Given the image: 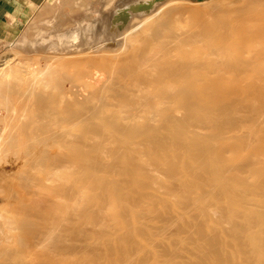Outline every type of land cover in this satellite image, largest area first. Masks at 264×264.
Returning <instances> with one entry per match:
<instances>
[{
	"label": "bare ground",
	"instance_id": "6f19581e",
	"mask_svg": "<svg viewBox=\"0 0 264 264\" xmlns=\"http://www.w3.org/2000/svg\"><path fill=\"white\" fill-rule=\"evenodd\" d=\"M121 1L119 3L122 5L118 3L112 11L109 9L106 15L96 20L79 23L78 28L61 29L62 23L53 21V24L59 27L57 30L39 31L34 37L24 40L25 46L23 44L24 48L21 49L22 59L15 60L14 57L7 68L1 69L0 109L4 115L0 117V124L3 127L0 131V160L10 145L20 148L25 142H31L30 147L41 146L40 151L35 149L40 152L38 154L25 146L28 151L32 150V153L27 151L25 156L32 158L27 157L24 163L27 167L25 165L23 167L27 169L32 166L39 174L35 171L33 176L30 172V176L39 178L44 175L43 180L48 183L42 179H37L42 181L40 183L36 179L33 182L32 177H29L31 182L36 183L34 193L31 194L32 191H29L33 201L31 202V197L28 196L27 199H30L28 203L24 199L25 203L14 206L15 221L10 220L12 216L5 217L9 213L4 216L2 211L0 212V232L4 230L14 232L16 237L18 236V240L14 237L16 242L21 245L16 249L8 245L0 246V264H264V98H260L259 106L253 109L246 119L239 117L238 110L242 108L239 109L235 101L230 103L228 100L229 103H224L221 98L236 90L237 87L234 85L241 80H253V84L254 81L264 80V47H261L262 50L258 53L254 49L255 45L261 43L263 45L264 27H261L264 23L259 26L261 29H256V32L250 35L252 27H248L249 38L242 36V33H245L242 31H245L247 26L257 27L258 23L254 25V22L260 21L264 16V11H261L260 15H252L253 17H249L251 13L244 15V11L247 9L248 12L250 7V12L257 4L258 7L259 5L261 8L264 7V0H245L246 4L243 0L241 1L243 4H239L244 7L234 9L231 8L233 5L213 6L212 2L208 11L205 9L206 13L200 14L206 21L210 19V22L214 21L209 32L212 33L213 30L215 34L212 33L211 37L208 32L202 40V37H199V43L197 41L198 44L190 47L192 49L189 51H185L187 41L181 42L173 30L176 24H173L174 19L171 18L174 9L171 13L164 12L166 17L161 23H153L146 27L151 33V39L143 43L155 41L154 45L159 37L165 35L164 38L167 37L169 43L174 42L173 45L170 44V48L162 47L152 51L149 49L152 43L149 46L145 44L147 49L144 45L142 50L140 49L142 56L135 55L136 58L130 61L125 58H128V55L124 56L123 58L128 61L126 64L120 63L122 61L119 59L122 65H119L121 68L116 72L120 77L117 76L116 79L122 77L123 81L114 80L113 72L110 73L112 74L110 78H106V75L103 77L98 88L92 87L91 84L87 87L86 81L82 79L83 76L90 77L89 72L84 70L87 68L84 67L85 64L96 66L93 67L95 70L104 64L98 65L100 59L93 54L95 58L91 57L92 61L97 58L99 60L96 65L93 64L97 61H93L91 65L90 60L83 54L96 51L98 48H106L107 45L111 47L125 44L126 41L128 44L125 45H131L129 39L135 38L137 28H142L143 24H146L145 21L148 23L154 18L162 9L156 7L163 2V0ZM143 14L146 15L141 20L140 16ZM138 17L139 20L131 22ZM241 17L244 18L241 21L243 25L240 26L241 22L239 25L236 23L239 28L233 29L234 32H238L235 35L236 32H233L234 34L230 32L235 22L233 25L231 23L236 18L241 20ZM223 30H228L232 34L229 35ZM228 36H232V39ZM147 38L149 39V36ZM192 43L193 46L195 42ZM257 49L259 50V47ZM254 50V56H245ZM137 51L136 54L139 53ZM74 52H79L80 55H75L74 59L71 56L72 59H65V56ZM159 54V58H156L155 56ZM104 59L106 58L101 61L105 62ZM107 60L108 63L110 59ZM230 61H235V65L226 66V69H221L218 65ZM107 63L106 66L112 68ZM80 64L83 66L77 68ZM75 68L79 69L77 70L79 72ZM101 69L103 67L100 71ZM81 70L85 71L83 73L86 75H83ZM112 70L114 71L113 68ZM106 71L108 72L107 69ZM107 72L106 74H109ZM124 92L130 95L126 97ZM99 95L106 98L99 100L102 98ZM247 96L251 98L250 95ZM94 97L96 101L92 100ZM213 98L214 101L211 103ZM115 100L116 102H112ZM224 100L226 102L227 99ZM89 102L93 104L87 106ZM115 103L117 110L114 115L106 114L109 107ZM78 105L85 107L82 111H72L73 107ZM229 113L235 114L234 119ZM228 115H232V121L225 122L226 127L225 124L223 127L218 126V118ZM221 121L224 122L223 119ZM66 126L72 130L66 129L65 132H61V128ZM94 132L110 133L112 139L123 138L122 144L124 139H140L143 135V139L140 140L145 142H139L142 143L140 147L135 148V145L134 148H130L127 154L128 161L122 159L120 163L119 168L122 166L126 169L129 166V170L133 167L136 171L134 172L136 174L133 173L134 176L129 174L130 177L123 174L128 177L125 179L129 183L128 187L122 189L121 183L124 184L126 181L121 179L125 177L120 176L119 182L116 177L112 178L113 170L110 171V176L105 177L117 181L115 183L109 178L112 182L113 196L104 201L102 193L108 192L106 194L109 195L111 186L108 187L110 180L104 178L106 170L96 163L99 160L104 165L105 160L99 159L104 151L100 149L104 146H99L100 154L96 153L99 155L96 162V155L92 154L94 150L88 151L97 147V144L89 142L88 139V135ZM219 141L225 144L227 142L228 147L222 146L221 149L218 145L216 148L214 144ZM253 142L256 144L250 147ZM229 144H232L230 146L232 148H229ZM76 147L84 148L78 157L79 149L77 151ZM109 147L111 149V145ZM109 147L107 145V149ZM171 148L177 152L174 157V154L168 152ZM59 150L62 152H58ZM14 152L12 154H16ZM88 152L91 156L95 155L96 159L93 157L95 159L93 162L88 160L90 155ZM107 152L105 148V153ZM103 153L102 156H105ZM23 159L22 162L19 159L17 169L22 167ZM112 160L114 163L108 162L112 165L110 168L105 161L107 171L115 167L116 161L119 162V159L114 160V157ZM94 166L97 167L96 170ZM91 168L95 170L92 171L93 174ZM119 168H116V172L121 174L120 171L123 169ZM99 169L103 173V180L99 177L100 182L97 181L96 175V172L100 173ZM126 170L124 173L131 171ZM28 171L24 173L27 175ZM93 179L97 182L94 183ZM25 180L16 181L19 185L23 181L22 188L24 184L26 187L29 181L25 183ZM139 186L143 187V190L135 194L134 189ZM95 189L102 193L96 194ZM92 190L97 196L102 195L101 202L96 199L94 203ZM132 192L135 197L130 199L128 193ZM116 205L121 207L118 209ZM9 206L13 207L11 203ZM4 207L5 205L2 206ZM94 224H100V228L94 227ZM1 233L0 235H3ZM94 235L97 237H93ZM114 241L121 242V246L118 245L116 248L110 245L112 242L114 245ZM101 246L103 249L105 246L114 248L105 252L107 247L101 252Z\"/></svg>",
	"mask_w": 264,
	"mask_h": 264
},
{
	"label": "rangeland",
	"instance_id": "374dc122",
	"mask_svg": "<svg viewBox=\"0 0 264 264\" xmlns=\"http://www.w3.org/2000/svg\"><path fill=\"white\" fill-rule=\"evenodd\" d=\"M165 0H163V2L162 3H160L156 8H162L161 10H160V12H158V14L157 15H155V17L153 18V19H149L148 21V23H147V21H145L146 22V24H143L144 26H142V28H137L138 29V33H139V35H138V33H137V35L135 34V38H133V37H131L130 39H129V43L131 42V45H125V44H128V41H126V43L125 44H116L115 46L114 45H111V47L109 46V45H107V46H105L106 48H98L96 51H95V53H94V51H90V52H88V53H85V54H83L88 60H90V63H91V65H92V62L94 61H97V60H99L100 59V61H101V59H103V58H106V59H104V61L105 62H100L99 61V63L100 64H98V65H102V64H104L103 66H99L100 68H102L103 67V69H101V71H100V68H97L96 70H95V68H93V67H96V66H89L88 64L89 63H87V65L89 66H86V64H85V66L84 67H87V68H85L84 70L85 71H88L89 72V74H88V76H90V77H87L86 78V76H85V78H84V76L83 75H86V74H84L85 73V71H83L82 72V70L80 71L81 73H83V78L82 79H84V81H86L88 84H86V82H85V85H87V87H88V85H89V87H90V84H91V86L93 87H95V88H98V85L100 86V83H102V80H103V77H105V75H106V78H110V75H112L113 74V72H114V76L112 75V77H113V79L114 80H118V79H120V81L122 80V77L121 78H119L120 77V75L119 74H117L116 72H118L119 71V69L121 68V66H119V65H122V64H126L128 61H130V60H132V59H134V58H136V56L135 55H137V57L138 56H142L143 54H141L142 53V46L144 45V47H145V44H147V46H149V45H151V43H152V47H149V49H152V51H154V50H158L159 48H162V47H167V48H170V44H171V42L169 43L168 42V38L166 37V38H164V36L163 37H159V39H158V37L156 38V39H158V40H156V43L153 45V43L155 42V41H151V43H143V42H148L150 39H151V37H150V35H151V33H149L148 31H147V26L148 25H150V24H153V23H161L162 21H163V19L166 17V14L165 13H171V11H173V9H174V11L175 12H172V15H173V17H171L172 19H174V23L173 24H175V27H173L174 29V32H175V35H176V37L182 42V41H187V43H188V45H187V43H186V48H185V51H189V50H191L192 48H190V47H195L196 45L195 44H198L199 43V40H200V38H201V40L204 38V37H206V35H208V32L210 31V28H213V22L214 21H211L210 22V18H207V19H210L209 21H206L205 20V18L203 17V16H201V14L202 13H206V11H208L207 9L209 8V6L211 7L212 5L213 6H218V4L219 5H227V6H231V5H233V6H231V8L232 9H234V8H241L240 6H243L244 7V5H242L243 3L244 4H246V1L244 0H218V2H217V0H208L210 3H208V1L207 0H205V4L203 3V0H166V2H164ZM199 1H200V3H199ZM220 1V2H219ZM222 1V2H221ZM241 1H243V3L241 2ZM119 2H122L121 0H40L39 2H35L34 1V3H32L33 4V9L31 10V12H30V14H29V16H28V19L26 20V22H25V24H24V26L22 27V29L20 30V32L19 33H17L16 34V36L15 37H13L10 41H6V42H0V73H1V69H3V68H7L6 66L8 65V64H10L11 62H12V60H13V58L16 60H19V59H22V50H23V48H24V46H25V44L23 43V41L25 40V41H27L28 39H30V38H32V37H34L35 36V34L37 33V32H39V31H45V30H47V31H55V30H57L59 27H56L54 24H53V21L55 22H60V23H62V25H60V28L62 29V28H64V29H67V28H71V27H75V28H78L79 27V23H81V22H86V20H91V19H93V20H96V19H98L100 16H102V15H104L105 13H106V11H108L109 9H111V11L114 9V7L119 3ZM195 2H198V3H195ZM212 2H213V4H212ZM216 2V3H215ZM232 2V3H231ZM226 3V4H225ZM239 3H242V4H239ZM120 5H122V3H119ZM142 4V3H141ZM161 4H163L162 6H161ZM171 4V5H170ZM185 6H184V5ZM209 4V5H208ZM212 4V5H211ZM207 7H206V6ZM254 5H256V4H254ZM227 6L225 7V8H227ZM253 6V5H252ZM256 6H257V8H259V9H261V10H259V9H257L256 8ZM255 7L253 6V8L252 9H254V10H252L251 9V11L249 12V8L250 7H248V5H247V7H248V12H247V9L246 8H244V9H246L245 11L247 12H245L244 11V15H250V13H251V15L249 16V17H251L252 15L253 16H256V14L257 15H260L261 14V11H264V9H262V8H264L263 6H262V8H261V5H259V7H258V4L256 5ZM193 7V8H192ZM242 7V8H243ZM245 7H246V5H245ZM177 9V10H176ZM183 9V10H182ZM192 9V10H191ZM206 9V11H204ZM228 9H230V8H228ZM232 9H230V10H232ZM258 11H257V10ZM170 10V11H169ZM165 12V13H164ZM190 14H194L193 16L192 15H190ZM197 12V13H196ZM202 12V13H201ZM188 13V14H187ZM201 13V14H200ZM249 13V14H248ZM200 14V15H199ZM106 15V14H105ZM146 14H143L142 16H140V18H141V20H143L145 17H143V16H145ZM168 15V14H167ZM197 15V16H196ZM154 16V15H153ZM246 16H244L245 18H246ZM252 16V17H253ZM176 17V18H175ZM183 17V18H182ZM191 17V18H190ZM139 17L138 18H134L133 20H131V22H134L135 20L137 21V20H139L140 19ZM201 18V19H200ZM202 18H204L203 19V21H202ZM239 18V17H238ZM238 18H236V19H238ZM242 18V17H241ZM213 19V18H212ZM236 19H234V21H232V25H233V23H234V27L232 26V29L230 30V32L232 31V33L234 32V30L238 27L237 25H239L240 24V22L244 19V18H242L241 20H239L238 22H237V20ZM156 20V21H155ZM192 20H194V21H192ZM264 16H263V18L260 20V21H255L254 23V25H257L256 23H258V25H257V27L256 26H247L246 28H245V31L243 30L242 32H245L244 34L242 33V36H244V37H246V36H248V37H246V38H249V35L251 34V33H253L256 29H261V28H263L264 26V24H262V23H264ZM194 22V23H193ZM203 23V24H202ZM210 23H212V25L210 24ZM236 23H237V25H236ZM239 23V24H238ZM59 24V23H58ZM192 26H191V25ZM198 24V25H197ZM252 24V23H251ZM261 24H262V27L260 28L259 26H261ZM243 25V22H241V24H240V26H242ZM140 26H141V24H140ZM139 26V27H140ZM173 26V25H172ZM210 26V27H209ZM50 27H54L53 29H50ZM195 27V28H194ZM248 27H252V29L250 28V30L252 31V32H250L249 31V29H248ZM145 28H146V30H145ZM184 28V29H183ZM190 28H191V30H190ZM195 29V31H194V29ZM208 28H209V30H208ZM239 28V27H238ZM237 28V29H238ZM35 29V30H34ZM136 29V30H137ZM234 29V30H233ZM236 29V30H237ZM34 30V31H33ZM36 30H38V31H36ZM135 30V31H136ZM141 30V31H140ZM143 30H145V32L143 31ZM184 30V31H183ZM204 30H206V31H204ZM250 32H248V31ZM178 31V32H177ZM186 31H187V33H186ZM224 32L226 31V32H228V30H223ZM169 32V31H168ZM173 32V33H174ZM193 32V33H192ZM199 32H201L202 33V35H201V33H199ZM218 32H219V30H218ZM230 32H228V34L229 35H231L232 33H230ZM236 32V33H235ZM234 33H235V35L238 33L237 31H235ZM247 32V33H246ZM256 32V31H255ZM149 35H148V34ZM182 33H184V34H182ZM212 33H213V30H212ZM212 33L211 32H209V36H211L212 35ZM233 33V34H234ZM249 33V35H247ZM146 34V35H145ZM215 33H213V35H214ZM227 34V35H228ZM141 35V36H140ZM212 35V36H213ZM235 35H233V36H235ZM134 36V35H133ZM147 36H149V39L147 38ZM204 36V37H203ZM211 36V37H212ZM143 37V38H142ZM190 39H189V38ZM200 37V38H199ZM230 39H232V36H228ZM142 40H141V39ZM147 39V41H146V39ZM162 38V39H161ZM186 38H188L187 40H185ZM250 38H251V36H250ZM145 39V40H144ZM134 40V41H133ZM141 42H140V41ZM154 40H155V38H154ZM189 40H193L192 42L194 43V45L192 46L191 45V41H189ZM24 41V42H25ZM198 41V43H196ZM160 42V43H159ZM189 42H190V44H189ZM133 43V44H132ZM173 43L174 42H172V44L171 45H173ZM192 43V44H193ZM22 44V45H21ZM23 44H24V46H23ZM139 45V46H138ZM141 45V46H140ZM21 46V47H20ZM23 46V47H22ZM120 46V47H119ZM182 46H184V45H182ZM189 46V47H188ZM254 46V45H253ZM256 46V48H254V49H256V52L258 53V51L260 52L261 50H262V48L261 47H264V42H263V45H262V43H261V45H255ZM11 47V48H10ZM110 47V48H109ZM116 47V48H115ZM119 47V48H118ZM132 47V48H131ZM134 47V48H133ZM138 47V51H139V53H138V51L136 50V48ZM257 47H259V50L257 49ZM113 48H115V50L114 51H111V50H113ZM146 49H147V47H145ZM145 48H144V50H145ZM184 48V47H183ZM182 48V49H183ZM253 48V47H252ZM261 48V49H260ZM22 49V50H21ZM106 49H108V51L106 50ZM132 49V50H131ZM141 49V50H140ZM226 49V48H225ZM100 50V51H99ZM109 50H110V52H109ZM129 50L130 51H132V52H129ZM184 50V49H183ZM124 51V52H123ZM136 51H137V53L138 54H136ZM93 52V53H92ZM126 52V53H125ZM128 52V53H127ZM135 54H134V53ZM253 52H255V50L254 51H252V53H250L249 55H245V56H254V53ZM97 53V54H96ZM120 53H121V56H120ZM130 53V54H129ZM86 54H87V56H86ZM95 55V57H98L97 59H93V61H92V58L91 57H94V55ZM100 54V55H99ZM105 55V57H104V55ZM107 54V55H106ZM117 55V57H116V55ZM134 54V55H133ZM141 54V55H140ZM153 55L152 56H154L155 54H154V52L152 53ZM256 54V53H255ZM19 55H21V56H19ZM75 55L76 56H79L80 54H79V52H74L73 54H71V55H69V56H65V59H74L75 58ZM92 55V56H91ZM115 55V56H114ZM128 55V58L127 57H125L126 59H128V61L127 60H125L123 57L124 56H127ZM131 55H133V56H131ZM259 55V54H258ZM258 55H255V56H258ZM72 58H71V57ZM74 56V57H73ZM88 56L91 58H88ZM110 56H112V57H110ZM129 56H131L130 57V59H129ZM135 56V57H134ZM158 56H160V54L159 55H157V56H155L156 58H159ZM17 57H19V58H17ZM94 57V58H95ZM170 57V56H169ZM110 59L109 60V64L107 63V59ZM153 58V57H152ZM156 58H154V60L156 59ZM119 59H120V61H122V62H120L119 61ZM153 60V59H152ZM3 61H4V63H3ZM117 61V62H116ZM93 62V63H94ZM122 63V64H120V63ZM233 62V63H232ZM98 63V61L97 62H95V64H93V65H96ZM102 63V64H101ZM105 63H107L108 65H109V67H112L113 69H114V71L112 70V68H108V66H106V64ZM4 64V65H3ZM114 64V65H113ZM116 64V65H115ZM224 65H221V63H218V65L220 66V68L221 69H226V66H228V67H232L233 65H235V61H230V62H227V63H223ZM78 65V64H77ZM98 65H97V67H98ZM113 65V66H112ZM230 65V66H229ZM232 65V66H231ZM80 66H83V65H79L77 68H79ZM117 66H119V68L117 67ZM92 67V68H91ZM104 68H106L107 70H108V72H109V74H106V69L104 70ZM76 69V68H75ZM80 69H82V67L80 68ZM92 69V70H91ZM77 70H79V69H76V71ZM92 72H91V71ZM102 70H104V71H106V72H104V71H102ZM110 70H111V72H110ZM118 70V71H117ZM72 71L73 72H76V71H74L73 69H72ZM77 72H79V71H77ZM96 72V73H95ZM98 72V73H97ZM102 72H104V73H101ZM107 72V73H108ZM110 73H112V74H110ZM94 74H96V75H94ZM101 74V75H100ZM117 74V75H116ZM107 75H109L108 77H107ZM116 75V76H115ZM92 76V77H91ZM117 76H119L118 77V79H116L117 78ZM100 77V78H99ZM111 77V78H112ZM88 78H90V79H88ZM0 79H1V75H0ZM75 79V78H74ZM94 80H96L95 82H94ZM124 80V79H123ZM122 80V81H123ZM112 81V80H111ZM116 81H113V82H116ZM252 81V82H251ZM251 81H249V80H241V81H239V82H237L234 86H236L238 89H239V91L237 92V88H236V90H233L232 91V93L230 92V93H228L227 95L225 94L223 97L221 96V98L223 99L222 101L224 102V103H229V101H230V103L232 102V103H234V101L237 103V105H238V107H240L239 109H241L242 110V112H241V110H238V114L240 115L239 117L240 118H244V119H246V118H248V116L249 115H251V113H252V111H253V109H255V108H257L258 106H259V104H260V102H261V99L260 98H264L263 96H264V88H262L261 89V87H262V85H263V87H264V80H262V81H254V84H253V80H251ZM257 83V84H256ZM111 84V83H110ZM250 84V85H249ZM260 84V85H259ZM244 85V86H243ZM254 86L256 87L255 89H254ZM258 86V87H257ZM251 87H253V88H251ZM234 89V88H233ZM246 89H248V90H246ZM251 89H253V90H251ZM258 89H259V92H258ZM82 90H84V89H82ZM242 90H244V91H242ZM249 90H251V91H249ZM262 91V93H261V91ZM234 91H236V93L234 92ZM242 91V92H241ZM255 91H257V93L255 92ZM129 92V91H128ZM241 92V93H240ZM244 92H245V94H244ZM98 93H101V94H103L102 92H98ZM125 93V95L124 96H129V95H127L128 93L127 92H124ZM130 93V92H129ZM248 93V94H247ZM258 93H261L260 95L258 94ZM84 94H86V92L84 93ZM96 94H97V92H96ZM231 94V98H233V99H235V100H232L228 95H230ZM253 94V95H252ZM256 94V95H255ZM104 95H105V93H104ZM104 95H99V96H102V98H100L99 100H101V99H104V98H106V97H103ZM237 95H239V96H237ZM241 95H242V97H241ZM247 95H250L251 96V98L249 97V96H247ZM96 96V95H95ZM123 96V95H122ZM261 96V97H260ZM225 97V98H224ZM226 97H228V98H226ZM238 97H239V100H238ZM245 97V98H244ZM253 97H255V98H253ZM257 97V98H256ZM97 98H99L98 97V94H97ZM245 100H243V99ZM96 98L94 97V99H92V100H94V101H96L95 100ZM224 99H227L226 100V102H225V100ZM91 100V101H92ZM212 101H211V103H213V101H214V98L213 99H211ZM221 99H219V101H220ZM229 100V101H228ZM232 100V101H231ZM240 100L243 102H240ZM249 100V101H248ZM254 100V101H253ZM257 100V101H256ZM94 101H92V102H94ZM112 102H116V100L115 101H112ZM210 102V101H209ZM221 102V101H220ZM219 102V103H220ZM223 102H221V103H223ZM246 102H248L247 104H246ZM255 102V103H254ZM258 102H259V104H258ZM217 103V99L215 100V104ZM87 104V103H86ZM85 104V105H86ZM90 104H93V103H88L87 104V106L88 105H90ZM95 104V103H94ZM240 104H241V106H240ZM242 104H245L246 106H244V105H242ZM257 104V105H256ZM85 105H84V107H85ZM72 105H70V107H71ZM115 106H117V104L115 103V105H112V107H109L108 109L109 110H107V112H106V114H109V115H114V113L116 112V110H117V107L115 108ZM253 106V107H252ZM255 106V107H254ZM70 107H69V109H70ZM79 107V108H78ZM78 107L77 106H75V108L73 107V110L72 111H82L83 110V106L82 105H78ZM81 107V108H80ZM114 107V108H113ZM245 107V108H244ZM248 108V109H247ZM113 109V111H111ZM251 109V110H250ZM232 112V111H231ZM234 112H236V111H234ZM244 112H246V114L244 113ZM229 114H232V113H229ZM241 114H242V116H241ZM246 116H245V115ZM4 115V112L0 109V117H2ZM233 115V114H232ZM232 115H228L229 116V118H228V116H226V117H222V118H218V126H222L223 127V125L226 127V123L227 122H230V121H232V119H231V116ZM234 116H235V114L233 115V119H234ZM245 116V117H244ZM224 120V122H222L221 120ZM226 119V120H225ZM227 119H229V121L227 120ZM226 122V123H225ZM260 126V125H259ZM261 126H262V124H261ZM263 127H264V125H263ZM1 128H3L2 127V125L0 124V131H1ZM63 128H65L64 129V131H63ZM63 128H61V132H65L66 131V129L68 130V131H70V130H72V128H70L69 129V127H63ZM209 129H210V127H209ZM213 128H211V130H212ZM208 132V131H207ZM1 133V132H0ZM98 134V135H97ZM92 133V135L94 136H92V135H88V139H89V142H93V144H97V147H95V148H93V149H89L88 151H93L92 152V154H95L96 155V153H98V154H100L99 153V149L101 148V147H105L106 148V152L110 149V145H111V149L107 152V154L105 153V148L103 147V148H101L100 150L102 151V150H104V151H102V153H103V155L104 154H106L105 156H102V153L100 154V158L98 157L99 155H96V158H95V155L94 156H91V154L88 156V160H90V161H94L95 159V162L98 160V158L99 159H101V160H105L106 162H107V164H108V162L110 163H114L113 162V157H114V160L116 159V160H118L119 159V162L118 161H116V163L114 164L115 165V167L114 168H112L111 167V169H109V171H107L108 170V168L107 169H105V166L107 165L106 164V162L105 161H103V163H104V165H102L101 163H102V161L100 162L99 160L96 162L97 164H99L100 165V167L102 166V167H104L103 169L104 170H106L105 172H106V174L104 175V178L105 177H107V175H109L110 176V174L109 173H111L110 171H112L113 173H114V175H113V173H111L112 174V178H114V177H116L117 179H118V182L119 181H121V180H123L124 179V181H126L124 184H126L125 186H123L124 184H122L121 182V185H122V189L124 190L125 188H126V186L128 187V185H127V180H125L126 178H128V177H130L129 176V174L131 175V174H133L134 172H136L135 171V169H133V167L131 168V166H130V170H129V166L128 167H126V169H128V171H130V172H127V173H124L125 172V170L126 169H123V167L121 166V168H119L120 167V163H121V161H123V160H125V161H128V151H129V149L130 148H134V146H135V148H137V146L138 147H140V144H142V143H145V142H143L142 140H140V139H143V135H142V137H140V139L139 138H136V139H133V140H129V139H124V141H123V144H122V140H123V138H121V139H116V138H113L112 139V135H110V133L108 134V133H105V134H108V135H105L104 133ZM104 134V135H103ZM110 135V138L108 137ZM91 137V139H93V140H91L90 139V137ZM104 136H105V138H104ZM97 138V139H96ZM102 138V139H101ZM108 139V140H107ZM109 139H112V140H109ZM140 141H139V140ZM91 140V141H90ZM98 142H97V141ZM107 140V141H106ZM101 141H104V142H101ZM110 141H112V142H110ZM117 141V142H116ZM119 141V142H118ZM128 141H131V142H128ZM142 141V143H139V142H141ZM95 142V143H94ZM110 142V143H109ZM115 142H116V144H115ZM236 142V141H235ZM28 143V144H27ZM25 142V144L22 146L23 147V149H22V147H20L19 148V146L17 147V146H13L12 147V145H10L9 146V148L8 149H12V151L10 152V150H8L7 149V151H6V153H8L7 155H6V153H4L3 155L4 156H2L1 157V160H0V209H2V210H0V212L1 213H3L4 214V216L5 215H7L6 213H9L7 216H5V217H9V216H12V218L10 219L11 221L12 220H14L15 221V217H14V214H13V212H14V206H16V205H18V204H21V203H25V201L28 203V200H30L31 202L33 201V196L31 197V195L29 194V191L31 190L32 191V193L31 194H33L34 192L33 191H35V189H34V187H36V183H33L34 181H35V179H36V181H37V179L39 180V179H42V181H44L43 180V177H45L44 175H43V177H41V176H39V178L38 177H34L33 178V176L35 175V173H38L39 174V172L38 171H36L32 166H31V168H27L26 169V167H27V165H25L24 163H25V160L26 159H28V158H32V156H25L26 155V152L28 151V148L27 147H30V144H31V142ZM30 143V144H29ZM99 143V144H98ZM102 143V144H101ZM122 144V146H120V144ZM137 143V144H136ZM217 143H219V144H217ZM217 143H215L214 144V146L216 147V148H218V145H219V147L221 148L222 146H224V147H228V145H226L227 144V142H226V144L222 141V143H221V141H219V142H217ZM221 143V144H220ZM230 143H232V140L230 141ZM254 143L255 142H253V144H250L249 146L250 147H252L253 145H254ZM106 144V145H105ZM117 144H118V146H117ZM127 144V145H126ZM131 146H130V145ZM256 144V143H255ZM103 145V146H102ZM107 145H108V149H107ZM113 145H115L114 147H113ZM127 147H125V146ZM221 145V146H220ZM232 145V144H231ZM230 144H229V148H232V147H230L231 146ZM257 145H259V144H257ZM25 146H27V147H25ZM32 147H30L32 150H34L33 151V153H40L39 151L41 150H39V148L41 147V146H37V145H31ZM99 146H101L100 148H99ZM130 146V147H129ZM36 147H38V148H36ZM250 147H248V148H250ZM25 148H27L26 150H25ZM30 148H29V150H30ZM83 148V147H82ZM81 147L79 148V147H76V150L78 151V149H79V151H78V153H77V157H78V154H81L80 152H83L82 150L84 149H82ZM115 148V149H114ZM219 148V149H220ZM258 148V150L260 149V147H257ZM256 148V149H257ZM21 149H22V153L24 154H22L21 153ZM35 149H37V150H39V151H37V150H35ZM81 149V150H80ZM123 149V150H122ZM172 149V148H171ZM171 149H169V153L171 154L172 153V155H173V157L175 156V154L177 153L176 151H174L175 149H172V152H170L171 151ZM222 149V148H221ZM14 150H15V152H14ZM32 150H30V151H28V153H32ZM96 150H97V152H96ZM113 150L115 151V152H113ZM120 150H122L121 152H119ZM18 151V152H17ZM19 151H20V153L22 154H20L19 153ZM24 151H25V153H24ZM35 151H37V152H35ZM61 150H59L58 152H60ZM76 151V152H77ZM127 151V152H126ZM173 151H174V153H173ZM16 153V154H12V153ZM62 152V151H61ZM111 152V153H110ZM176 152V153H175ZM256 153L258 152V151H255ZM113 153V154H112ZM118 153H119V155H118ZM254 153V152H253ZM109 154V155H108ZM110 154H111V156H110ZM117 155L116 156V158H115V155ZM121 154V155H120ZM9 155V156H8ZM13 156V157H11V156ZM33 155H36V154H33ZM123 155V156H122ZM124 155H125V157H124ZM6 156V157H5ZM20 156V157H19ZM107 156H108V158H107ZM112 157V159L110 158V157ZM4 157V159H2ZM89 157H91V159H89ZM93 157L95 158V159H93ZM102 157V158H101ZM106 157V158H105ZM121 157V158H120ZM145 157V156H144ZM144 157H142V158H144ZM12 158V159H11ZM14 158H16L17 160H15ZM24 158V159H23ZM105 158V159H104ZM125 158V159H124ZM19 159H21L20 161L22 162V159H23V164L21 163V166L22 167H19V169H17L18 168V166H19V164H20V162H19ZM79 159H80V157L77 159L78 160V162H79ZM109 160V161H107V160ZM110 159H111V161H110ZM123 159V160H122ZM145 159L146 160H148L147 159V157H145ZM175 159V158H174ZM13 160V161H12ZM142 160V159H141ZM144 160V159H143ZM92 161V162H93ZM18 162V163H17ZM99 162V163H98ZM16 163H17V165H16ZM117 163H119V164H117ZM123 163V162H122ZM92 164V163H91ZM125 164V163H124ZM23 165H25L24 167H23ZM117 165H118V167H117ZM126 165H127V163H126ZM108 167L109 166H112V165H110V164H108L107 165ZM106 166V167H107ZM124 166V165H123ZM94 168H95V170H96V168L97 167H95L94 166ZM94 168H91V173L93 174V172L95 171V170H93ZM110 168V167H109ZM119 168V169H123L122 171H120V172H122L121 174H119L118 173V171L116 172V170ZM19 171V173L18 172H16L17 170ZM23 171H22V170ZM28 171V170H30L31 169V171H28L29 172V174L27 173V175L24 173V171L26 172V170ZM100 169H102V168H100ZM99 169V171H100V173L99 172H96V175H97V177H98V182H100L101 180H103V173H101L102 172V170H100ZM33 170V171H32ZM103 170V171H104ZM114 170H115V172H114ZM36 171V172H35ZM93 171V172H92ZM127 171V170H126ZM133 171V172H132ZM6 172V173H5ZM32 174H31V173ZM33 172H35V173H33ZM132 172V173H131ZM5 173V174H4ZM9 173V174H8ZM21 174H23V176L21 175ZM30 174L31 175H33V176H30ZM43 173H41V175H42ZM95 174V173H94ZM123 174H125V175H127V176H125V175H123ZM134 174H136V173H134ZM134 174H133V176H134ZM37 175V174H36ZM12 176V177H11ZM20 176V177H19ZM25 176H27V178L25 177ZM38 176V175H37ZM120 176L122 177H125V178H120ZM5 177V178H4ZM16 177H17V179L18 180H25V179H27V180H29V177L31 178L32 177V181L33 182H31L30 180L29 181H27V180H25V183H26V181H27V185H26V187H25V184L23 185L24 186V188H25V190H24V188H23V186H22V188H21V185L23 184V181H22V183H20V185L18 184L19 182L18 181H16L17 179H16ZM23 177H25V178H23ZM99 177H100V181H99ZM23 178V179H22ZM110 177H108L106 180H110V179H112V178H110ZM15 179V180H14ZM117 179H116V181H117ZM121 179V180H120ZM114 179H112V181H113ZM15 181V182H14ZM42 181H37V182H42ZM60 182L61 181H63V180H59ZM92 181H94V183H96L97 181H95L94 179L92 180ZM116 181L114 180L113 182H115L116 183ZM124 181H122V182H124ZM21 182V181H20ZM31 182V183H30ZM44 182H47V181H44ZM108 182V181H107ZM110 182V184L108 185V187L109 186H111L110 187V190H109V192H110V196L109 195H107L106 193H108V192H106V193H102L101 191V193H102V198H103V201H104V199H107V198H112V194H113V192H112V194H111V189H112V182H111V180L109 181ZM10 183V184H9ZM48 183V182H47ZM61 183H65L64 181L63 182H61ZM93 183V182H92ZM31 186H29V185ZM32 184H34L33 185V187H32ZM114 184V183H113ZM129 184V183H128ZM13 185V186H12ZM15 185V186H14ZM94 186H95V184H93ZM17 186H19L20 188H21V190H20V188L19 187H17ZM139 187H141V186H139ZM139 187H137V189H134V190H136L134 193L136 194L137 193V191H138V194H139V191L141 192V189L143 188V187H141L140 189H139ZM14 188V189H13ZM18 189V191H17V189ZM28 188H29V190H28ZM31 188V189H30ZM15 190V191H14ZM22 190H24L25 191V194L27 195V197H26V195L24 194V191H22ZM96 190L97 189H95V193L96 194H98V195H100L101 193L99 192V190H97V192H96ZM143 190V189H142ZM20 193V194H18V193ZM22 192H23V195H21L22 194ZM115 192V191H114ZM92 195H94V198H92V203H93V199H94V203H95V200L96 199H98L97 201H100L101 202V200H100V198H101V196L99 197V196H97L96 194H94V190H92ZM133 193V192H132ZM132 193H128V194H130V195H128V197L130 198V199H132V198H134L135 197V195H134V193H133V195H131ZM29 194V195H28ZM106 194V195H105ZM112 195V196H111ZM25 196V197H24ZM28 196L29 197H31L30 199H27L28 198ZM97 196V197H96ZM106 196V197H105ZM19 197H20V200H19ZM22 197V198H21ZM101 198V199H102ZM15 199V200H14ZM24 199H25V201H24ZM18 202V203H14V202ZM29 201V202H30ZM5 202V203H4ZM8 202H10L11 204H12V208H10L11 206H9L8 207V205L10 204H7ZM7 204V205H6ZM14 204V205H13ZM5 205V207L4 208H2V206H4ZM95 207V206H94ZM116 207H118V209L121 207V206H117L116 205ZM115 207V208H116ZM7 208H8V210H7ZM9 208H10V211H11V209H12V212H10L9 211ZM96 208V207H95ZM7 210V212L5 211V210ZM11 214H13V215H11ZM112 220H116V221H118L117 219H112ZM114 221H112V222H114ZM13 222V221H12ZM109 222H111V221H109ZM115 223V222H114ZM117 223V222H116ZM95 225V224H94ZM93 225V226H94ZM97 225V226H96ZM94 227H98V228H100V224H96ZM92 226V227H93ZM91 227V226H90ZM95 228V229H96ZM91 229V228H90ZM94 229V230H95ZM4 230V229H3ZM7 230L5 231L4 230V232H0L1 234H3V235H0V246H2V245H4L3 247H7V245L9 246V247H11V248H14V249H16V248H19L20 246H19V244L16 242L17 240H18V236L16 237V234H14V232H7ZM9 233V234H8ZM10 234H12V235H10ZM5 235V236H4ZM10 235V236H9ZM17 239H15V238ZM93 237H97L96 235H94ZM3 238V239H2ZM13 238V240H11ZM2 239V240H1ZM8 242H7V241ZM5 241V242H4ZM10 241V242H9ZM11 241H13V242H11ZM101 242V241H100ZM99 242V244L101 245V243ZM115 242V244L113 245V242H112V244H110V245H112V246H114V247H118V245H120V243H119V241L117 242V241H114ZM18 244V245H17ZM100 245H99V247H100ZM116 245V246H115ZM122 245H123V243H122ZM121 246V245H120ZM106 248H104V249H106L105 250V252H107V250L109 251V250H111V249H113L114 247H109V246H105ZM103 248H102V246H101V252H104V251H102V250H104ZM100 252V253H101ZM2 262H3V260H2Z\"/></svg>",
	"mask_w": 264,
	"mask_h": 264
},
{
	"label": "crops",
	"instance_id": "0c3cea01",
	"mask_svg": "<svg viewBox=\"0 0 264 264\" xmlns=\"http://www.w3.org/2000/svg\"><path fill=\"white\" fill-rule=\"evenodd\" d=\"M34 1L40 0H0V42L10 41L20 32Z\"/></svg>",
	"mask_w": 264,
	"mask_h": 264
}]
</instances>
